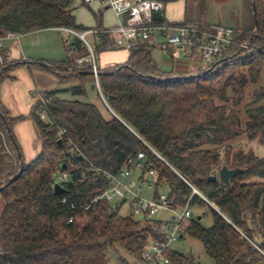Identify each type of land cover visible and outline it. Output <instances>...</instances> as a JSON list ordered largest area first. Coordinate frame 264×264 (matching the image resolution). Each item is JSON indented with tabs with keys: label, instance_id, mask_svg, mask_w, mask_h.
<instances>
[{
	"label": "trees",
	"instance_id": "trees-1",
	"mask_svg": "<svg viewBox=\"0 0 264 264\" xmlns=\"http://www.w3.org/2000/svg\"><path fill=\"white\" fill-rule=\"evenodd\" d=\"M242 1L245 26L236 29L235 44L196 74L163 71L154 49L141 44L128 51L124 64L101 68L98 63L96 79L87 61L90 52L77 36L66 61H13L2 69L0 85L20 66L76 85L38 95L29 118L42 150L28 164L13 131L26 118L12 117L0 99V264H110L119 248L141 259L152 241L163 239L160 222L123 217L121 205L107 201L85 209L110 185L103 174L132 170L129 160L139 154L144 165L135 175L156 190L166 187L172 209L209 208L212 225L204 227L202 217L192 213L182 238L187 234L200 241L211 264H264V157L228 144L242 136L264 143V0ZM74 2L0 0V37L54 28L80 32ZM157 20L166 21L164 15ZM246 42L260 51L241 50ZM110 43L107 35L98 36L97 58L126 51ZM88 87L103 98L111 118L81 99ZM63 92L73 99H63ZM224 162L245 169L230 187L219 178ZM83 172L101 177L83 181ZM58 173L73 181L61 195L54 193ZM166 256L171 264H200L171 249Z\"/></svg>",
	"mask_w": 264,
	"mask_h": 264
},
{
	"label": "built area",
	"instance_id": "built-area-1",
	"mask_svg": "<svg viewBox=\"0 0 264 264\" xmlns=\"http://www.w3.org/2000/svg\"><path fill=\"white\" fill-rule=\"evenodd\" d=\"M84 3L101 2L104 6L113 11L118 23L112 28H93L76 32L64 29L66 32L74 33L80 38L90 52L87 61L92 65L93 73L98 79V58L95 53V40L101 34L107 35L110 40V47L117 50L130 51L137 45H146L155 50H160L174 60H199L203 64L209 65L217 58H220L230 46L235 44L234 35L236 29L228 28L219 24L207 23H170L160 22L157 18L163 16L164 3L157 0H83ZM257 35L252 37L255 39ZM20 35L7 33L0 37V72L14 60L4 54L5 43L8 40H19ZM92 37V39H89ZM241 50H248L253 53L260 49L252 47L250 42L239 45ZM84 60H78L81 64ZM97 86L99 83L97 81ZM44 103V100L41 99ZM44 118V116H42ZM144 155L139 154L136 161L130 159L129 164L132 170L125 169L116 175L105 172L104 178L110 180V185L103 194L97 196L85 209L89 210L94 204L107 201L113 205L129 202L134 216L142 219L155 215L159 209H169L174 213L171 225L165 233L163 239L154 240L143 253L141 260L144 264H171L166 252L171 249L173 243L181 239L186 230L189 220L193 214L189 206L178 212L170 207L167 196L161 195L154 199H149L143 194V187L138 186L141 182L135 174L143 168ZM150 176H154L151 172ZM100 174L92 172L89 175L83 172V181L91 178L98 182ZM73 183L69 174L58 173L54 177L53 184L61 186L68 191ZM149 188L153 186L148 184ZM196 192V191H195ZM67 203V198L62 200ZM72 208H77V203L72 204ZM73 219H70L72 222Z\"/></svg>",
	"mask_w": 264,
	"mask_h": 264
},
{
	"label": "rangeland",
	"instance_id": "rangeland-1",
	"mask_svg": "<svg viewBox=\"0 0 264 264\" xmlns=\"http://www.w3.org/2000/svg\"><path fill=\"white\" fill-rule=\"evenodd\" d=\"M74 5L76 7L75 10V18L76 23L82 27L84 30L86 29H93L98 28L100 25V17L102 16V24L105 27L111 28L114 27L117 23L116 18L111 11L106 6L102 5L100 2H93L90 4H85L82 0H75ZM243 1L242 0H177L173 2L166 3L165 7V14L167 17V21L170 23H179V21L183 20L184 17H187V21L194 22L195 20L206 19L209 24H220L225 27L233 28L241 25V19L244 12L243 10ZM246 8V7H245ZM243 10V11H241ZM248 14V8L246 9ZM249 18V16H248ZM250 23V18L248 20ZM248 23V25H249ZM250 26V25H249ZM82 30V31H84ZM76 39V35L72 32H66L63 29H45L40 30L37 32L29 33L26 35H22L19 37V40L15 41H6L5 44L17 45L16 49L24 50L29 55H33L35 58H28V59H38L47 61L49 63H60L66 61L70 56L68 53V48ZM92 39V37H89ZM26 48V49H25ZM100 55V54H99ZM153 55L155 60L157 61L159 67L163 69L160 65V59L157 51H153ZM118 57H122L125 60L129 57V52L127 51H107L103 52L98 58L100 59L101 63L104 65L107 62L113 61ZM26 59V58H25ZM205 68L208 67L207 64H204ZM204 68V69H205ZM18 69H25L29 73H33L34 71H40L44 74H48L52 77L53 75L41 71L39 69H33L32 67L28 66H20L12 71L15 72ZM11 73V74H12ZM262 81H264V72L262 74ZM56 78V77H54ZM58 81V80H57ZM59 83V81H58ZM59 88L61 89H68L69 86H73V84H61L59 83ZM264 84V83H263ZM35 89V88H34ZM39 89V88H38ZM41 92L33 90V95H29L27 99H23L21 102L22 106L25 107L28 105H33L31 111L38 101V95ZM63 99L71 100L73 99L71 93L63 92L61 93ZM83 101L92 102L96 104L101 111L103 112L104 116L109 119L111 118V114L106 107L103 98L98 95L96 90H92V88L88 87V95L86 98H81ZM31 114V112H30ZM30 114L28 115H19V116H12V117H25L21 122H18L14 125L13 131L15 134V126L18 124H22L25 122H32L29 118ZM45 121L47 120L45 117L43 118ZM229 145H233L235 147L241 146L244 148L245 152L252 150L256 155L264 157V143H260L257 139L249 140L246 136H242L238 138L234 142L228 143ZM227 144V145H228ZM210 148V147H205ZM220 151L223 152L224 148L221 147ZM58 177V174L55 175ZM138 186L143 187V194L149 198L154 199L158 194L161 195H168V189L166 187H162L159 189H155L153 186L152 188L148 187L143 181H136ZM2 205V201L0 202ZM119 214L123 217H134V219L138 220L139 217L134 216L132 213V207L129 202L120 204ZM1 207V206H0ZM182 210H178L181 212ZM191 211L194 214V217L201 216V224L204 227H210L213 223V218L210 213L208 207H195L191 208ZM2 213V212H0ZM1 215V214H0ZM174 213L169 209H159L155 215L147 217L148 220L158 221L164 223L163 225H167ZM171 250L178 252L185 256H193L196 261L200 264H211L209 257L207 256L203 244L192 238L189 235H185L182 239H179L177 242L173 243L171 246ZM125 260L129 264H144L140 258L131 256L127 253L124 249H118V252H114L111 254L110 257V264H123L122 261Z\"/></svg>",
	"mask_w": 264,
	"mask_h": 264
},
{
	"label": "crops",
	"instance_id": "crops-1",
	"mask_svg": "<svg viewBox=\"0 0 264 264\" xmlns=\"http://www.w3.org/2000/svg\"><path fill=\"white\" fill-rule=\"evenodd\" d=\"M164 6L166 7V4H164ZM241 11H243V10H241ZM241 13H244V12H241ZM163 15H164L165 20H166L167 17L165 14V8H164ZM114 16H115V14H114ZM242 16L243 17L241 19L242 20L241 25L237 26V27H233L232 29H239V28H242L245 26L244 14ZM115 18H116V16H115ZM100 19H101V23H102V16L100 17ZM116 21L118 23L117 18H116ZM167 22H169V21H167ZM200 22L209 24L206 21V19H200L197 21L195 20L194 22H189V21H187V17L186 18L184 17L183 20L179 21V23H200ZM117 23H116V25H117ZM101 28H108V27H105L102 24ZM55 29H63L64 30V28H55ZM20 36H22V35H20ZM10 41H15V40H10ZM9 43L10 44H5V48H4L3 53L9 55L14 61L38 60V59H28V58H35V57H33V55H29L27 52H25L22 49L18 51L16 49V46H17L16 44L13 46V45H11V42H9ZM156 51H157L158 55H160L159 56L160 65L163 67L162 70L165 72H173L175 74H180V75L188 74V73L196 74L205 68L204 67L205 65L203 63H201L199 60H192V61L185 60V59L174 60L168 54H166L160 50H156ZM100 55H98V56H100ZM153 58H154V55H153ZM127 60L128 59L125 60L124 58L117 56L116 59H114L113 61L107 62L104 65L101 63L100 59L98 58V63H99L101 68H106V67L116 66L119 64H124L127 62ZM68 84H73V86L76 85V83H73V82L68 83ZM59 86H60V84L58 83L57 79L48 75V74H44L40 71H34L33 73L32 72L29 73L25 69H18L17 71H15L11 74L10 78L5 79L2 82V84L0 85V99H1L2 104L9 110L11 116L28 115V114H30L31 108L33 105H31V107H30V105L27 104V106L23 107L21 102L23 101L24 98L27 99L29 95L30 96L33 95V90H36L38 92L66 90V88L61 89V88H59ZM69 87H72V85ZM61 97H62V95H61ZM74 99H77V97ZM15 131H16L15 136H16V139H17V141H18V143L22 149L25 162L28 164V163L32 162L40 154V152L42 150V141H41V138L39 136V132H38L35 124L33 123V121L32 122L31 121L25 122V123L16 125ZM0 202H1V199H0ZM0 206H1L0 212H2L4 209L3 202H2V205H0ZM140 219H142V217H140ZM172 219H173V217H172ZM171 220L169 222H167V225H163L164 223L160 222L162 225L159 228L158 233L163 238L165 237V233H166L167 229L171 225ZM127 264H129V263H127Z\"/></svg>",
	"mask_w": 264,
	"mask_h": 264
},
{
	"label": "water",
	"instance_id": "water-1",
	"mask_svg": "<svg viewBox=\"0 0 264 264\" xmlns=\"http://www.w3.org/2000/svg\"><path fill=\"white\" fill-rule=\"evenodd\" d=\"M255 7V6H254ZM245 172V169L241 168V167H235V168H229L227 163L224 162L221 167H220V171H219V178H220V182L222 185L226 186V187H230L231 186V180L233 178H235L237 175H239L240 173ZM22 173V171H21ZM20 173V174H21ZM18 177V176H17ZM15 177V179L17 178ZM210 181H214L216 180V177H211L209 178ZM1 191V188H0ZM67 191L65 189H63L61 186L59 185H55L54 186V193L56 195H61V194H65ZM214 209H216V207L214 205H211ZM201 218L198 217V220H200Z\"/></svg>",
	"mask_w": 264,
	"mask_h": 264
}]
</instances>
